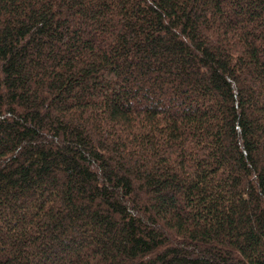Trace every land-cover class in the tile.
I'll return each mask as SVG.
<instances>
[{
	"label": "trees",
	"instance_id": "trees-1",
	"mask_svg": "<svg viewBox=\"0 0 264 264\" xmlns=\"http://www.w3.org/2000/svg\"><path fill=\"white\" fill-rule=\"evenodd\" d=\"M0 264H264V0H0Z\"/></svg>",
	"mask_w": 264,
	"mask_h": 264
}]
</instances>
